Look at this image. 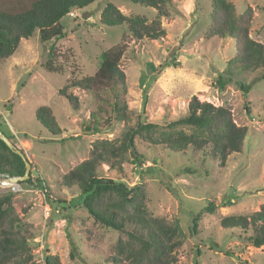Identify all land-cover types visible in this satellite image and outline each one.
Instances as JSON below:
<instances>
[{
	"label": "rangeland",
	"instance_id": "1",
	"mask_svg": "<svg viewBox=\"0 0 264 264\" xmlns=\"http://www.w3.org/2000/svg\"><path fill=\"white\" fill-rule=\"evenodd\" d=\"M228 1L238 16L251 17L249 36L264 45V0ZM110 2L126 16L149 21L156 16L155 10L129 0H98L62 21L68 33L55 49L57 63L65 66L64 75L42 68L46 47L38 34L23 39L17 52L0 64V130L25 152L34 168L32 182L21 184L14 194L19 216L36 235V263L44 264L45 257L52 255L61 264H112L108 259L115 253L117 232L96 224L83 208L78 190L65 189L62 177L89 157L95 141L120 137L139 117L162 123L179 119L187 114L191 99L198 97L228 108L235 122L248 128L243 151L231 155L225 167L190 150L178 154L157 151L159 161L153 165L150 147L137 139L140 153L149 161L140 168L127 165L124 174L101 167L100 175L130 186L142 183L150 215L181 225L185 236L177 252L178 264H264V246H251L219 223V216L250 215L264 204V81L246 96L235 82L219 91L217 78L237 51L232 39L207 35L210 1L172 0L169 17L162 19L166 36L156 41L136 40L126 26L102 25L101 11ZM81 20L84 23L78 26ZM118 45L124 50L121 69L126 75L125 99L131 120L128 125L116 123L99 133L88 132L85 127L96 109L91 95L73 90L80 100V109L73 111L60 90L70 80L94 75L101 54ZM240 75L248 84L258 72ZM44 106L53 110L62 129L60 137H53L38 122L37 111ZM188 169L194 172L185 173ZM48 191L52 200L64 203L58 211L47 199ZM1 192L9 191L0 188ZM209 203L217 212L200 219L199 233L193 237L189 231L192 218ZM225 250L233 256L225 255Z\"/></svg>",
	"mask_w": 264,
	"mask_h": 264
},
{
	"label": "trees",
	"instance_id": "2",
	"mask_svg": "<svg viewBox=\"0 0 264 264\" xmlns=\"http://www.w3.org/2000/svg\"><path fill=\"white\" fill-rule=\"evenodd\" d=\"M97 1L0 0V64L17 52L23 39L28 40L38 34L46 47V61L42 63V68L48 73L64 75L65 66L57 63L55 49L68 33L62 21L72 11L86 9ZM129 1L155 10L156 16L151 21L141 16H126L110 2L101 11V24L107 27L126 26L136 40L163 39L166 31L162 19L169 17L172 0ZM208 1L212 4V12L207 35L209 38L232 39L237 51L225 71L218 76L217 86L219 91H224L227 84L235 82L246 96L264 81V45L250 38L251 17L248 14L238 16L234 4L228 0ZM81 23L84 21H78L77 25L81 26ZM123 55L124 50L119 45L105 51L100 56L99 69L94 75L70 80L60 90L59 94L68 101L73 111L80 109L79 97L73 90L79 89L91 95L96 109L91 112L90 123L85 127L88 132L99 133L116 123L128 125L131 120L125 99L126 75L121 69ZM248 71L258 72V75L247 84L239 77ZM37 120L53 137L62 135L50 107L39 108ZM247 136L248 128L238 125L228 108L193 97L187 114L179 119L162 123L139 117L136 125L128 127L120 137L95 141L89 157L62 177V185L69 191L78 190L83 208L96 224L117 232L115 253L108 259L112 264H178L177 252L185 236L181 225L150 215L145 185L137 183L130 186L126 181L105 178L100 175V168L124 174L127 165L142 167L149 160L140 153L137 139L150 147L148 155L153 154L150 158L153 165L159 161L155 154L157 151L178 154L190 150L194 154H204L214 162L219 161L221 167H225L231 155L243 151ZM25 170L23 159L0 139V174L22 177ZM193 172L190 169L185 171ZM33 173L34 168L30 179L20 184L31 183ZM45 187L49 189L47 185ZM15 199V194L10 191L0 193V264H37L33 245L35 232L19 216ZM47 199L55 211H58L59 205H64L62 201L52 200L49 191ZM216 212V206L209 203L203 211L194 215L190 234L197 236L200 219ZM219 223L221 228L235 231L239 239L251 246H264V204L250 215L219 216ZM212 244L214 249H219L216 242ZM224 253L233 256L231 251L225 250ZM44 264L61 262L59 257L48 255Z\"/></svg>",
	"mask_w": 264,
	"mask_h": 264
},
{
	"label": "water",
	"instance_id": "3",
	"mask_svg": "<svg viewBox=\"0 0 264 264\" xmlns=\"http://www.w3.org/2000/svg\"><path fill=\"white\" fill-rule=\"evenodd\" d=\"M83 18L85 19L84 15H83ZM0 139L7 145L9 149H11L14 153L19 155L23 159L25 163V167H26L25 174L22 177H12L9 174H3V176L7 180L13 183H22V182L28 181L30 179V172L32 169V165L30 161L28 160L27 155L21 149H18L1 130H0Z\"/></svg>",
	"mask_w": 264,
	"mask_h": 264
},
{
	"label": "built area",
	"instance_id": "4",
	"mask_svg": "<svg viewBox=\"0 0 264 264\" xmlns=\"http://www.w3.org/2000/svg\"><path fill=\"white\" fill-rule=\"evenodd\" d=\"M0 188L6 189L12 193H17L20 191L21 184L10 182L2 174H0Z\"/></svg>",
	"mask_w": 264,
	"mask_h": 264
},
{
	"label": "clouds",
	"instance_id": "5",
	"mask_svg": "<svg viewBox=\"0 0 264 264\" xmlns=\"http://www.w3.org/2000/svg\"><path fill=\"white\" fill-rule=\"evenodd\" d=\"M3 175V174H2ZM20 184V183H19Z\"/></svg>",
	"mask_w": 264,
	"mask_h": 264
}]
</instances>
